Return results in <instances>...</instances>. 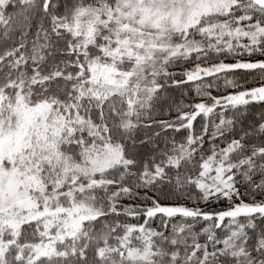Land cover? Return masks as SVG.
Here are the masks:
<instances>
[{
  "label": "snow or ice",
  "instance_id": "obj_1",
  "mask_svg": "<svg viewBox=\"0 0 264 264\" xmlns=\"http://www.w3.org/2000/svg\"><path fill=\"white\" fill-rule=\"evenodd\" d=\"M0 264H264V0H0Z\"/></svg>",
  "mask_w": 264,
  "mask_h": 264
}]
</instances>
